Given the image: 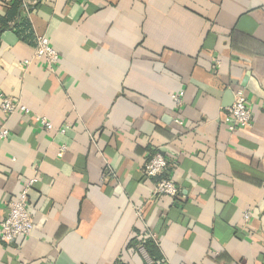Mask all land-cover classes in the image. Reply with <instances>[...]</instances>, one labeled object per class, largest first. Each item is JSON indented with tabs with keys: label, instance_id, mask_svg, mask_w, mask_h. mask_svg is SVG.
I'll return each instance as SVG.
<instances>
[{
	"label": "crops",
	"instance_id": "crops-1",
	"mask_svg": "<svg viewBox=\"0 0 264 264\" xmlns=\"http://www.w3.org/2000/svg\"><path fill=\"white\" fill-rule=\"evenodd\" d=\"M21 1L30 30H0V95L29 113L0 114V222L37 181L33 231L0 240V264H151L150 238L166 264H264V0ZM42 37L54 68L33 59ZM238 89L252 124L230 133ZM154 154L175 198L142 175Z\"/></svg>",
	"mask_w": 264,
	"mask_h": 264
},
{
	"label": "built area",
	"instance_id": "built-area-1",
	"mask_svg": "<svg viewBox=\"0 0 264 264\" xmlns=\"http://www.w3.org/2000/svg\"><path fill=\"white\" fill-rule=\"evenodd\" d=\"M73 2H81L83 0H72ZM33 59L44 61L50 68H54L58 62V56L51 47L47 38L38 39L37 45L33 51ZM183 93L172 95V101L175 107H180L182 104ZM232 104L225 109L223 122L230 133L239 129L249 128L252 124V112L249 102L241 89L232 93ZM16 113L28 114L29 110L21 103L0 95V114L3 117H9ZM40 126L46 131L53 129L51 123L45 118L39 117ZM67 126L60 130V133H65ZM8 131L4 124L0 127V139L8 138ZM64 149V148H63ZM62 149V150H63ZM169 164L166 159L160 154L151 156L142 171L145 179L154 180V194L156 196H165L175 198L178 190L169 176ZM33 179L24 184L21 191L17 194L14 200L7 205V216L0 222V240L3 243H10L18 238H27L33 231V224L30 217L28 192L36 182ZM250 218V213L243 214V220L247 222Z\"/></svg>",
	"mask_w": 264,
	"mask_h": 264
},
{
	"label": "trees",
	"instance_id": "trees-1",
	"mask_svg": "<svg viewBox=\"0 0 264 264\" xmlns=\"http://www.w3.org/2000/svg\"><path fill=\"white\" fill-rule=\"evenodd\" d=\"M7 6L8 8L7 11L5 12L4 17L0 18V30L5 29L8 26V24L11 22L12 26L17 31L29 32L30 26L28 22H24V21H22V23L19 22L22 1L13 0L11 4H8ZM141 247L149 257V259H151V264H166L158 250L157 239L150 238L146 240L144 243H142Z\"/></svg>",
	"mask_w": 264,
	"mask_h": 264
},
{
	"label": "water",
	"instance_id": "water-1",
	"mask_svg": "<svg viewBox=\"0 0 264 264\" xmlns=\"http://www.w3.org/2000/svg\"><path fill=\"white\" fill-rule=\"evenodd\" d=\"M229 96H230V100H231V102H232V98H233V97H232V92L229 93Z\"/></svg>",
	"mask_w": 264,
	"mask_h": 264
}]
</instances>
